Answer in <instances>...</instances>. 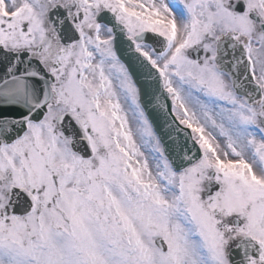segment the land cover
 <instances>
[{"label": "snow or ice", "instance_id": "obj_1", "mask_svg": "<svg viewBox=\"0 0 264 264\" xmlns=\"http://www.w3.org/2000/svg\"><path fill=\"white\" fill-rule=\"evenodd\" d=\"M0 264H264V0H0Z\"/></svg>", "mask_w": 264, "mask_h": 264}]
</instances>
